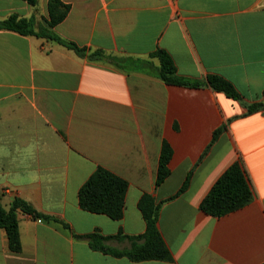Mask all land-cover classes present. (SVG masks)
I'll return each instance as SVG.
<instances>
[{"label": "crops", "instance_id": "1", "mask_svg": "<svg viewBox=\"0 0 264 264\" xmlns=\"http://www.w3.org/2000/svg\"><path fill=\"white\" fill-rule=\"evenodd\" d=\"M48 2L0 0V23L16 16L41 32ZM62 2L71 9L53 31L86 56L0 28V200L9 210L20 198L71 231L18 211L21 251L10 250L0 229V264H264V112L247 115L264 101V0ZM159 50L182 77L220 76L241 100L209 86L167 85L140 70L142 62L160 66L152 56ZM96 51L119 66L91 60ZM164 143L173 152L171 174L157 186ZM239 158L252 202L220 218L205 214L202 201ZM98 168L129 184L120 221L80 207L79 191ZM190 174L187 190L170 200ZM144 194L162 204L159 229L174 262L118 259L74 237L143 235Z\"/></svg>", "mask_w": 264, "mask_h": 264}, {"label": "trees", "instance_id": "2", "mask_svg": "<svg viewBox=\"0 0 264 264\" xmlns=\"http://www.w3.org/2000/svg\"><path fill=\"white\" fill-rule=\"evenodd\" d=\"M24 1L33 7L37 6L39 2V0ZM70 9L71 7L64 4L62 0H49V20H46V27L41 32H36L34 30L31 20L18 19L16 16H11L7 20L1 22L0 28L15 31L26 36L32 35L40 38H47L83 57L87 54L88 50L86 48H82L74 42L63 39L53 31L55 27L66 19ZM152 56L160 60V66L156 68L150 66L148 62H142L139 69L144 72H148V69H151L153 74L167 85L193 89L209 86L214 91L223 93L228 98L236 101L241 100V96L236 91L235 87L220 76L210 75L207 82L190 80L182 77L178 73L174 61L167 52L159 50ZM89 58L91 60H104L116 66H119L120 62L118 58L108 56L102 51L93 52L89 55ZM148 73L150 74V72ZM247 109V115L264 112V101L262 103L249 105ZM226 127L227 124L214 133V141L217 140ZM172 154L171 147L167 143H164L156 180L157 186L164 183L171 174L169 164L172 159ZM191 174L188 176L179 193L170 200L175 199L187 190L191 180ZM128 188L129 184L126 180L104 168H98L79 191L80 207L86 212L106 215L114 221H120L124 216ZM253 198L254 193L244 162L242 158H239L216 182L210 193L202 201L200 209L211 217L220 218L247 206L252 202ZM161 207L162 204L157 203L152 195L144 194L142 196L138 208L146 222V231L140 236H128L123 234L122 231L114 236H105L99 231L87 236L73 235L75 238L87 240L92 250L114 258H127L130 261L137 263L144 261L172 263L174 262V257L159 229ZM18 211H22L36 220L41 219L60 223L64 228L71 231L68 224L53 216L39 213L30 204L20 198L14 200L9 210H6L3 207L0 200V229L6 231L10 250L14 253H19L21 251ZM124 240L131 243L130 248L119 249L110 245V242L112 241L121 242Z\"/></svg>", "mask_w": 264, "mask_h": 264}]
</instances>
